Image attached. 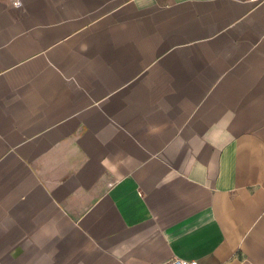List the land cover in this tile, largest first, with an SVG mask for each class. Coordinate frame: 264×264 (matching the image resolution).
Masks as SVG:
<instances>
[{
    "label": "crops",
    "instance_id": "crops-1",
    "mask_svg": "<svg viewBox=\"0 0 264 264\" xmlns=\"http://www.w3.org/2000/svg\"><path fill=\"white\" fill-rule=\"evenodd\" d=\"M264 264V0H0V264Z\"/></svg>",
    "mask_w": 264,
    "mask_h": 264
},
{
    "label": "built area",
    "instance_id": "built-area-1",
    "mask_svg": "<svg viewBox=\"0 0 264 264\" xmlns=\"http://www.w3.org/2000/svg\"><path fill=\"white\" fill-rule=\"evenodd\" d=\"M171 264H191V263L185 262L184 260H180V259H174Z\"/></svg>",
    "mask_w": 264,
    "mask_h": 264
}]
</instances>
